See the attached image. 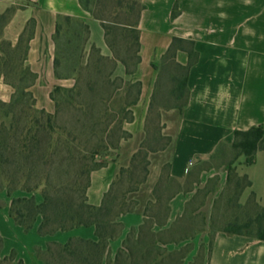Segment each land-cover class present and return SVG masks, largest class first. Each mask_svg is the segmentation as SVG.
<instances>
[{
  "label": "crops",
  "instance_id": "0c3cea01",
  "mask_svg": "<svg viewBox=\"0 0 264 264\" xmlns=\"http://www.w3.org/2000/svg\"><path fill=\"white\" fill-rule=\"evenodd\" d=\"M142 4L140 63L131 75L123 65L117 68L121 76L141 83V93L124 126L128 136L91 173L88 203L100 207L120 171L131 166L144 144L151 143L150 119L155 113L161 135L169 139L167 146L149 153L147 178L128 195L133 210L120 216L122 231L113 239H108L102 223L41 235L39 218L26 231L14 217L11 204L0 206V258L14 253L10 264H55L52 244H66L70 239L108 242L114 260L163 195H167L169 212L162 223H154L156 231L182 217L198 191L214 179L216 189L207 192L199 206L210 222L215 200L228 186L227 165L235 156L219 168L201 167L232 151L236 131L264 125V0H142ZM8 11L11 15L0 33V106L12 103L25 82L20 62L31 74L25 91L33 97L35 108L54 113V90L72 86V79L59 77L56 67L58 29L62 31L65 18L88 26L87 50L97 48L105 57L112 55L101 22L80 0H0V15ZM174 38L192 41L197 53L187 71L188 100L183 110L157 104L160 72ZM189 60L187 51L177 52L175 62L180 67L188 66ZM233 167L238 176H247L251 182L239 204L246 207L254 194L256 207L264 208V151L256 153L254 164H246L241 156ZM203 264H264V240L218 232Z\"/></svg>",
  "mask_w": 264,
  "mask_h": 264
},
{
  "label": "rangeland",
  "instance_id": "374dc122",
  "mask_svg": "<svg viewBox=\"0 0 264 264\" xmlns=\"http://www.w3.org/2000/svg\"><path fill=\"white\" fill-rule=\"evenodd\" d=\"M91 10H93L92 4ZM136 19V13L129 17V21L109 15V41L112 46L109 48L112 55L105 57L101 54L105 60H101L100 55L96 54L92 48L86 49L87 34L80 21L63 20L62 31L58 39L57 52L60 57V65L57 72L61 78L72 79V86L63 88H76L77 91L69 93L62 89L54 95L58 106L54 113H50L55 117L52 121L53 132L50 135L53 142L56 143L60 138L64 140L76 138L75 143L71 145L79 147L76 151L68 153L62 146L59 150L49 149L46 157L47 165L43 167L35 165V157L39 155L36 152V155H33L34 158L30 160L29 168L22 172L18 171L15 161L23 160L24 157L14 158L12 150L24 137L27 129L34 126L35 118H39L43 126L47 123L46 118L41 116L39 110L33 105V97L22 95L26 93L25 87L29 84V80L20 86L12 103L0 106L1 207L9 204L13 206L19 198L35 197L37 203H41L45 189L50 192L52 197L64 196L63 194L69 192V189H73V186H76L80 195L85 192L88 179L96 166L95 161L97 164H101L102 158L114 148H110L96 157H93L90 151L97 141L104 137V130H108L105 139L111 144L118 145L122 140L121 137L125 135L124 126L129 123L132 117L130 107L142 89L138 86L141 84L140 82H134L127 76H121L117 71L120 64L125 67L126 74L128 72L134 74L138 67L135 63V34L129 31L131 29L118 23L130 22L133 24ZM116 58L124 61L125 64ZM183 77L182 69L176 67L171 60L166 62L160 72V83L156 91L158 105L170 107L175 104L174 88L182 81ZM160 130L158 114L155 113L150 119L151 143H147V149L157 148L163 144L164 140H159ZM33 135L44 141L48 137L47 133L36 132V127H33L31 136ZM53 144L55 145V143ZM235 155L236 152L232 149L223 156H217L201 168H219ZM141 168L142 163L134 174H125L118 181L114 188V194L118 196V203L123 202L122 198L125 192L133 186L135 180L142 176ZM38 174H41L43 179L42 185L36 188ZM232 180L234 183L235 177ZM233 183L227 186L215 200L217 204L216 208L212 210L210 222L207 221L206 213V219H204L202 215L204 212L202 214L193 212L204 203L206 193L216 189L214 179L208 186L198 191L187 214H184L167 229L154 230L155 222L162 223L166 219L167 195H163L160 205L148 209V218L144 224L145 234L141 236L140 240L149 245L148 250H152L154 255L161 254L159 262L156 264H203L208 257L213 238L219 230L235 219L244 223L249 218H255L260 208H256L252 204L253 202L244 208H238L236 202H232L231 205L227 204L234 195ZM130 203L133 201L127 200V204ZM137 236L138 234L135 232L130 234L128 246L135 257L134 261L128 260L125 264H142L141 254L147 249L143 250L140 243H137Z\"/></svg>",
  "mask_w": 264,
  "mask_h": 264
},
{
  "label": "trees",
  "instance_id": "16d2710c",
  "mask_svg": "<svg viewBox=\"0 0 264 264\" xmlns=\"http://www.w3.org/2000/svg\"><path fill=\"white\" fill-rule=\"evenodd\" d=\"M81 5L91 12L92 16L99 20L102 24V27L105 32V38L108 46L112 48L109 35H110V26L108 24L109 15H114L116 18L120 17L124 21H129V17L133 13H136L137 19L135 23H123L118 22L123 27L127 29H131L129 31L133 32L135 46H136V65L140 63V30H139V23L141 14L143 11V4L142 0H80ZM93 2V3H92ZM91 4L93 6V10H91ZM11 15V11L0 15V33L9 19ZM65 20H73L71 18H65ZM82 23V22H81ZM83 24V29L86 34L89 32L88 26ZM61 28L58 29V34H60ZM92 50L100 55L101 60H105V57L101 55L100 50L97 48H92ZM185 50L189 53V64L186 67H180L175 62V57L178 51ZM18 58L21 61L22 51H18ZM125 64L124 61L117 59ZM166 60H171L172 63L182 69L184 71V77L179 84H176L174 88V99L175 104L172 105L180 110H183L185 105L187 104L188 100V89H187V71L191 67V65L197 60V53L194 51L193 42L189 40H184L180 38H174L170 49L166 54ZM60 65V57L57 52L56 57V67L58 68ZM18 69L22 74V79L24 81L29 80L31 78V74L27 68H24L22 64L19 62ZM128 74H133L128 72ZM176 82V81H175ZM141 87V84H138ZM26 88V87H25ZM64 89V91L69 93H74L76 88H63L57 87L52 94V99L55 102L56 107L57 102L54 99V95L59 90ZM20 88L18 87V91ZM27 93V94H26ZM23 93L24 96L32 97L28 92ZM141 90L138 93V98L132 103L133 106L139 99ZM80 94V93H79ZM182 99H184L182 101ZM34 105V104H33ZM170 106V107H172ZM41 116L46 118V125L43 126L39 118L34 119V126L36 127V132L40 133H47L48 137L47 140L44 141L43 139L36 138L35 135L31 136L33 132V127L27 129L24 137L19 140L18 145L14 147L12 150V154L15 157L21 156L24 157V161L19 159V161H15V167L18 171H25L26 168H29L30 160L34 158L33 155L35 153H39L37 157H35V165L43 167L47 165L46 157L47 151L52 148H56V150L62 148L66 149L68 153L76 151L77 147L71 146L75 143L76 138L70 139H58V142H53L52 136V121L54 120V116L50 113L45 111L39 110ZM132 114V113H131ZM132 118V117H131ZM125 135L121 137V139L126 138L128 136L127 132H124ZM104 137L97 141V144L94 148L90 151V154L93 157L100 155L101 153L108 151L110 148H117L118 145H114L109 143L105 137L108 134V130H104L103 132ZM159 140H164L163 144L157 148H148L147 143L142 146V148L135 154L132 160V164L127 169H122L114 181L110 191L106 194L104 201L100 207L92 206L88 203L87 199V189L90 184V177L88 179L87 186L85 188V192L83 194H79L77 191L76 186H73V189H69V192L64 193V196H57L52 197L50 192L45 189L42 197L43 201L41 203H37L35 197L31 198H19L15 201L12 206V213L14 217L18 220L19 224H21L26 231L31 230L34 225L36 224L39 217L41 218V222L38 228V231L41 235H52L56 232L62 231H70L82 226H86L93 223H102L106 225L107 237L108 239H113L114 237L120 235L122 231V224L119 222V218L121 215L131 212L133 210L134 203L127 204V197L130 193L136 191L139 185L145 181L148 175V167H149V160L148 156L151 151H155L158 149H164L168 142V138H164L161 133L159 136ZM120 142V141H119ZM55 143V145L53 144ZM119 144V143H118ZM232 149L236 152L235 158L231 161L228 167V186L233 183V177H235L234 184V195L231 197L227 204L231 205L232 202H236V206L238 208H244L242 205L239 204V198L243 192V190L247 187L251 186V182L248 180L247 176L240 177L235 173V168L233 167L235 161L241 157H245V163L248 165H252L255 163L256 160V153L258 151H264V125H258L251 127L245 131H236L235 139L232 144ZM20 157V158H21ZM95 161V160H94ZM142 163V176L133 182V186L129 188L125 194L123 195V202L118 203V196L114 194V188L117 185L118 181L123 177L125 174H134L139 168L140 164ZM95 167L93 168L92 172L99 167L102 166L101 164H97L95 161ZM42 175L38 174L36 176V188L42 185ZM168 182L172 183V179L168 178ZM30 189V188H29ZM30 191V190H29ZM197 196V195H196ZM196 198V197H195ZM195 198L188 204L186 211L184 214H187L188 209L191 206V203L194 202ZM235 199V200H234ZM159 204L161 203L162 199H159ZM168 200V198H167ZM253 202V203H252ZM253 204L256 207V198L255 195L252 194L250 196L249 202L247 206ZM217 201L214 203V209L216 208ZM157 205V206H158ZM203 205V204H201ZM246 206V207H247ZM258 208V207H256ZM166 217L169 212L168 202L166 204ZM199 207L194 210L193 213H203L199 211ZM205 218V213L202 214ZM166 220V219H165ZM146 222V221H145ZM145 224V223H144ZM153 226L151 227V229ZM218 232H223L228 235H244L247 237L255 238L258 240H264V208L260 209L256 214L255 218H249L244 223L239 222L238 219L229 222L227 225L224 226L223 229L219 230ZM217 232V233H218ZM145 234L144 225H142L138 232V240L137 243H140L142 249H147L144 253L141 254L142 264H156L159 262V257L161 254L154 255L152 250L149 249V245L145 243V241H141V236ZM130 236H128L125 245L122 249H120L115 257L114 260L110 258V250H109V243L108 242H95L92 240H85V239H70L69 242L66 244H58L53 243L51 249L56 256V263L55 264H103L104 260L106 259V264H125L128 260L134 261L135 254L132 253V250L128 246L130 243ZM2 238L0 236V253L2 249ZM156 245V244H155ZM142 252V251H141ZM140 252V253H141ZM15 257V254L12 253L10 257L1 259L0 264H5L7 262H11Z\"/></svg>",
  "mask_w": 264,
  "mask_h": 264
}]
</instances>
